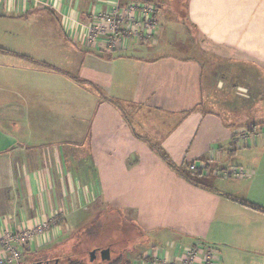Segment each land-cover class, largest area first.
<instances>
[{
	"label": "crops",
	"instance_id": "obj_1",
	"mask_svg": "<svg viewBox=\"0 0 264 264\" xmlns=\"http://www.w3.org/2000/svg\"><path fill=\"white\" fill-rule=\"evenodd\" d=\"M120 1L0 4V236L32 229L28 259L100 224L116 264H171L195 245L217 264H264V0H182V15L153 0L151 42L84 44ZM167 20L184 53L161 49ZM193 163L206 171L189 180Z\"/></svg>",
	"mask_w": 264,
	"mask_h": 264
},
{
	"label": "built area",
	"instance_id": "obj_2",
	"mask_svg": "<svg viewBox=\"0 0 264 264\" xmlns=\"http://www.w3.org/2000/svg\"><path fill=\"white\" fill-rule=\"evenodd\" d=\"M1 2V1H0ZM157 7L149 1H132L125 4L113 2L107 8L94 14L85 26L83 43L99 49H125L135 42H150L156 35L155 15ZM191 171H203L204 165L193 163ZM240 168H229L222 171L224 176H243ZM32 229L19 233L7 232L0 236V264H22V252L19 247L31 243ZM177 259L171 264H217V250L202 245L177 248Z\"/></svg>",
	"mask_w": 264,
	"mask_h": 264
},
{
	"label": "trees",
	"instance_id": "obj_3",
	"mask_svg": "<svg viewBox=\"0 0 264 264\" xmlns=\"http://www.w3.org/2000/svg\"><path fill=\"white\" fill-rule=\"evenodd\" d=\"M157 153L159 154V156L166 162L168 163L171 167L175 168V166L167 159V157L162 154L159 150H157ZM196 174H188V173H183L184 177H186L187 179H191L193 176H199L200 173L197 171L195 172ZM100 223V222H99ZM101 225L99 224V228L98 231L91 234V235H95L94 237H90L89 239L86 238H81L80 241L78 242V247H75L76 249L70 251V252H59L55 257H52L50 259H46L43 261L40 260H36V259H32V258H28V259H24L25 261H22V264H54V262L56 261V264L59 263H63V264H92L95 262V256H96V250L100 249V245H102V250H100V258L104 261L103 255L106 254V252H104V248L107 249H111L112 253H110V258L106 261H108L109 264H116L119 261V256H118V252L117 250H114L112 247V244H114L115 241H117L115 236H112L114 234L113 230L110 229L109 230V234H111L110 236V243H106L103 240L102 235H99L101 233ZM112 230V231H111ZM85 232L87 233V231H83V234L85 235ZM97 235H99L97 237ZM115 235H117V232H115ZM22 249V255L24 256L25 252H28V249H25L24 247L21 248ZM81 250V251H80ZM94 251V252H93ZM63 253V254H62ZM103 253V255H102ZM82 255L81 258L77 257V255ZM84 254V255H83ZM88 254V255H87ZM88 257V259H86Z\"/></svg>",
	"mask_w": 264,
	"mask_h": 264
},
{
	"label": "rangeland",
	"instance_id": "obj_4",
	"mask_svg": "<svg viewBox=\"0 0 264 264\" xmlns=\"http://www.w3.org/2000/svg\"><path fill=\"white\" fill-rule=\"evenodd\" d=\"M1 2H0V4H2L3 3V0H0ZM123 2H121L122 4H125V3H129V1H131V0H122ZM133 1V0H132ZM134 1H137V0H134ZM138 1H145V0H138ZM146 1H149V2H153L155 5H156V3L153 1V0H146ZM180 2H182V0H179V3ZM181 8H183V5H182V7H181V3H180V6H178V8H177V10H178V12H179V14L180 15H182V9ZM166 15H171V14H169V13H167ZM165 15V16H166ZM155 20H156V24H157V12H156V15H155ZM1 22H4V21H1ZM165 23V22H164ZM156 31H158V29L156 28ZM178 31H180L179 30V28L177 29V24H175L174 22H172V21H169L168 22V20L166 21V23H165V28L163 29V34L165 33L166 35H167V37H171L173 34H175V37H174V39H171L170 38V42H174V43H171V45L170 44H167V46H164V47H162L161 49L163 50H166L165 52L166 53H168V52H174V53H184V51L182 50L181 51V49H179V48H177V45H176V42H178V39H177V35H176V33L178 32ZM156 36V35H155ZM168 38V39H169ZM151 42V41H150ZM149 43V42H148ZM183 55V54H182ZM222 118V117H221ZM223 119V118H222ZM205 127H206V125H203V127L202 128H204L205 129ZM225 133H228V132H225ZM190 170V169H189ZM191 172V171H190ZM193 174H196V173H193ZM194 177V176H193ZM112 231V230H111ZM103 233H106V235H108V231H106V232H103ZM105 235V234H104ZM117 235H119V234H117ZM119 237V236H118ZM117 245H118V241H115L114 242V244H112V247H113V249L114 250H117L118 249V247H117ZM24 247V246H23ZM100 249H98V251H96V256H95V262L94 263H92V264H104V261L100 258V256H99V252H100V250H102V245H100ZM21 252H22V249L21 248H18ZM81 251V250H80ZM63 254V253H62ZM45 255H47V256H50V257H55L57 254L55 253H49V254H37V255H35V256H32L31 258L33 259H36V260H40V261H43V260H46V257H45ZM84 255V254H83ZM88 255V254H87ZM77 257H79V258H81L82 257V255H77ZM86 259H88V257L86 258ZM21 261H25L24 260V258L22 257V260ZM50 264V263H49ZM59 264H63L62 262L61 263H59Z\"/></svg>",
	"mask_w": 264,
	"mask_h": 264
},
{
	"label": "water",
	"instance_id": "obj_5",
	"mask_svg": "<svg viewBox=\"0 0 264 264\" xmlns=\"http://www.w3.org/2000/svg\"><path fill=\"white\" fill-rule=\"evenodd\" d=\"M54 264H56V261L54 262Z\"/></svg>",
	"mask_w": 264,
	"mask_h": 264
},
{
	"label": "flooded vegetation",
	"instance_id": "obj_6",
	"mask_svg": "<svg viewBox=\"0 0 264 264\" xmlns=\"http://www.w3.org/2000/svg\"><path fill=\"white\" fill-rule=\"evenodd\" d=\"M102 255H103V253H102Z\"/></svg>",
	"mask_w": 264,
	"mask_h": 264
}]
</instances>
